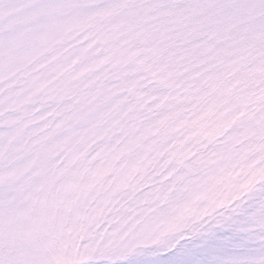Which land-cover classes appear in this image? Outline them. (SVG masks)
Masks as SVG:
<instances>
[{
	"label": "snow or ice",
	"instance_id": "snow-or-ice-1",
	"mask_svg": "<svg viewBox=\"0 0 264 264\" xmlns=\"http://www.w3.org/2000/svg\"><path fill=\"white\" fill-rule=\"evenodd\" d=\"M0 264H264V0H0Z\"/></svg>",
	"mask_w": 264,
	"mask_h": 264
}]
</instances>
